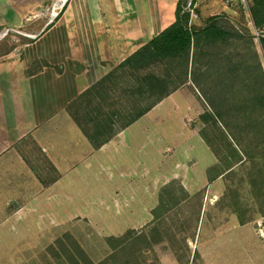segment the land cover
I'll list each match as a JSON object with an SVG mask.
<instances>
[{
  "label": "rangeland",
  "instance_id": "374dc122",
  "mask_svg": "<svg viewBox=\"0 0 264 264\" xmlns=\"http://www.w3.org/2000/svg\"><path fill=\"white\" fill-rule=\"evenodd\" d=\"M193 1L182 4L190 12L189 25L199 29L208 19L195 25L198 8ZM234 2L230 14L215 17L232 37L194 46L188 73L182 60L142 70L117 64L112 77L106 75L70 105L85 137L102 141L136 111L135 100L141 96L133 92L135 77L170 74L177 85L127 132L131 148H125L126 155L132 161L117 164V173L102 160L95 163L99 176H72L55 190L36 191L32 209L19 210L21 195L0 202V264L264 263V159L254 153L258 141L240 132L241 149L254 155L240 157L209 121L200 119L208 110L201 93H209V87L243 93L246 83L261 82L250 38L254 36L261 53L258 36L264 29L254 28L241 0ZM228 54L238 56L230 62ZM235 63L241 64L239 70L229 72ZM22 147L41 181L48 185L57 180L54 164L32 137ZM128 171L131 177L124 176ZM127 188L136 202L118 206L113 198L124 197L119 192ZM145 197V206L137 203Z\"/></svg>",
  "mask_w": 264,
  "mask_h": 264
},
{
  "label": "crops",
  "instance_id": "0c3cea01",
  "mask_svg": "<svg viewBox=\"0 0 264 264\" xmlns=\"http://www.w3.org/2000/svg\"><path fill=\"white\" fill-rule=\"evenodd\" d=\"M178 2L68 0L61 13L51 18L52 0H0V32L7 27L13 29L0 39V202L15 201L21 195L24 203L19 210H29L36 191L55 190L64 178L72 176H99L96 162L103 160L112 169L123 162L130 164L132 158L125 148L131 146L127 145L126 134L144 115L95 148L69 107L115 65L171 25ZM233 3L194 0L198 8L195 25L230 14ZM29 137L57 170V180L48 185L23 152ZM73 162L76 164H69ZM125 174L132 176L129 171ZM113 193L124 195L113 198L118 206L122 201L136 202L128 197L130 188Z\"/></svg>",
  "mask_w": 264,
  "mask_h": 264
},
{
  "label": "trees",
  "instance_id": "16d2710c",
  "mask_svg": "<svg viewBox=\"0 0 264 264\" xmlns=\"http://www.w3.org/2000/svg\"><path fill=\"white\" fill-rule=\"evenodd\" d=\"M247 11L254 28L263 30L264 0H247ZM175 17L176 19L171 25L128 56L118 67L142 70L158 62L182 60V66L186 73H188L191 50L194 46H200L208 42L211 44L217 40H227L228 37H232L229 31L217 25L215 17L208 18L207 24L199 29L189 25L190 12L184 9L182 0H179L177 3ZM250 39H252L251 45L254 46V56L258 59L256 68L258 67L259 69L260 84L255 80H251L246 83L243 93H222V90L214 89L217 86L209 87V93H201L208 105V110L200 115V119L204 123L209 121L220 132L222 138L232 145L234 153L239 154L243 158L246 156L251 157L252 155V153L244 152L241 149L242 145L240 142H242L244 137L242 135L240 137L239 134L240 132L246 133L250 139L258 141L255 143L257 151H254V153L261 154L264 159V68L260 60V58L264 59V34L258 36V45L261 53H259L255 43H253L254 36ZM216 54L211 53L210 56ZM234 56L238 55L228 54L225 57L228 61L232 62ZM240 65L237 63L232 64L228 68L229 72L239 70ZM251 72L250 70L247 71L248 79L252 78L249 75ZM113 74L114 72H109L106 76L107 79L112 77ZM169 75L165 77L153 73H145L142 76L134 78L135 83L133 84L136 88L132 87L133 92L139 94L141 99L135 100L136 111L130 113L127 121L119 128L120 130L137 121L163 98L177 89L174 80L168 79ZM197 86L200 88V85L197 84ZM143 100L146 103L143 104ZM74 120L77 121L76 118ZM119 129L116 132L112 131L102 141H98L92 136H89V140L95 148H98L111 138V134H116ZM201 135L209 146H212L210 139L204 131ZM231 168L229 167L228 169ZM228 169L222 170L217 176L225 174Z\"/></svg>",
  "mask_w": 264,
  "mask_h": 264
},
{
  "label": "built area",
  "instance_id": "2783aa9c",
  "mask_svg": "<svg viewBox=\"0 0 264 264\" xmlns=\"http://www.w3.org/2000/svg\"><path fill=\"white\" fill-rule=\"evenodd\" d=\"M68 0H52V3L50 5V8H49V12H50V17L51 18H56L60 13L61 11L63 10L66 2ZM227 3H233L234 1H237V0H225ZM246 6H247V1L246 0H241ZM13 30L9 27L3 29L1 32H0V39L2 37H5L7 36L10 31Z\"/></svg>",
  "mask_w": 264,
  "mask_h": 264
}]
</instances>
